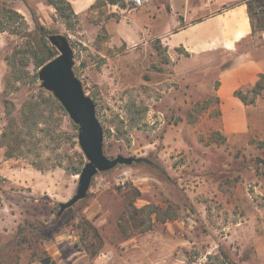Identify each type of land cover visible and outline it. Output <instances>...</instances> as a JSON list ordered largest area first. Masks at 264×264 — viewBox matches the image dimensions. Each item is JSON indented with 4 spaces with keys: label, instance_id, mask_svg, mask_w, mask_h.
Returning a JSON list of instances; mask_svg holds the SVG:
<instances>
[{
    "label": "rangeland",
    "instance_id": "obj_1",
    "mask_svg": "<svg viewBox=\"0 0 264 264\" xmlns=\"http://www.w3.org/2000/svg\"><path fill=\"white\" fill-rule=\"evenodd\" d=\"M144 3L100 0L65 20L47 0H0V61L28 51L16 68L6 65L0 91V247L15 244L2 264H222L221 249L235 264H264V91L254 97V85L242 86L254 104L235 95L222 102V71L234 54L192 63L155 37L127 43L120 23ZM8 10L23 19L9 21ZM260 12L253 18L263 30L241 50L264 42ZM35 23L69 40L105 155L141 159L98 173L87 197L61 215L87 159L78 126L43 103L54 96L33 62ZM29 101L35 106L24 110Z\"/></svg>",
    "mask_w": 264,
    "mask_h": 264
},
{
    "label": "crops",
    "instance_id": "obj_2",
    "mask_svg": "<svg viewBox=\"0 0 264 264\" xmlns=\"http://www.w3.org/2000/svg\"><path fill=\"white\" fill-rule=\"evenodd\" d=\"M67 1L77 15H83L99 0ZM145 1L141 9L129 14L127 25L130 28L121 21L119 31L123 32V39L131 44L141 36L155 37L173 57L178 55L177 59L181 57L192 63L215 62V57L221 54H234L232 64L222 71L219 89L222 102L229 100L242 86H255L260 75L264 74V42L241 50L254 38L257 30H263L261 18L260 21L251 19V12L261 14L263 7L257 9L252 5L251 11L245 0ZM139 13L143 14L142 20L133 17ZM3 45L0 40V50ZM6 65L0 61V91ZM76 262L74 260L73 264Z\"/></svg>",
    "mask_w": 264,
    "mask_h": 264
},
{
    "label": "water",
    "instance_id": "obj_3",
    "mask_svg": "<svg viewBox=\"0 0 264 264\" xmlns=\"http://www.w3.org/2000/svg\"><path fill=\"white\" fill-rule=\"evenodd\" d=\"M50 44L59 55L45 64L39 71L41 86L52 93L71 120L78 126V144L87 162L80 173L76 194L60 204L59 215L87 197L93 178L118 165H131L141 159L117 156L108 158L104 153V130L97 117L96 104L85 93L82 82L74 72V52L69 40L62 35L49 37ZM51 264V258L41 261Z\"/></svg>",
    "mask_w": 264,
    "mask_h": 264
},
{
    "label": "trees",
    "instance_id": "obj_4",
    "mask_svg": "<svg viewBox=\"0 0 264 264\" xmlns=\"http://www.w3.org/2000/svg\"><path fill=\"white\" fill-rule=\"evenodd\" d=\"M47 1L51 6H53L56 9L58 15L61 18L65 19V20H69L70 18H77L78 17V15L73 10L72 5L67 0H47ZM103 1L106 2L107 4L119 5L121 7H125V4H124L125 0H103ZM245 1L248 2L249 8L252 11V3L250 2L251 0H245ZM258 2H260V6L264 8V0H258ZM6 17L11 22H15L18 19H23V16L15 10H8L6 12ZM252 18H253V14L251 12V19ZM5 31H7V28L5 26H2V24H1L0 25V33H3ZM35 32L39 36V40H40L39 41V48L31 47L30 50L32 53V58H33V62L35 64V68L37 70H39L45 64H47L49 61L56 58L59 55V53L56 50V48L53 47L52 45H50V43L47 40V39H49V37L52 34L48 29L41 26L39 23H35ZM21 54H28V51H21V50L16 51L15 50L11 57H8L5 59V61L7 62V65L11 69L16 68L17 65L20 64L21 60L17 59V56H19ZM17 79L20 80V77H17ZM263 91H264V74H261L259 81L252 88L251 92L253 93L254 97H256V96L260 95ZM234 95L237 98H239L245 105H251V104L255 103L254 99L248 101L247 96L245 94H243L242 91H240V90L235 91ZM42 99H43V103L53 105L57 111H61V112L66 113V111L64 110L62 105L56 99H54L52 97H50V98H44L43 97ZM35 103L36 102H33V101L27 102L25 104L24 110H28V108L35 106L34 105ZM6 113H7V115H10L11 114L10 109H6ZM4 136H5V134H3V137ZM8 156L10 157L11 155L9 154ZM83 162H84L83 156L80 155V167H82ZM80 169L81 168L73 170L74 171L73 174H79ZM14 248H15L14 243L6 244V245L3 244L0 247V253L5 252L4 255L2 256L1 260H0V264H2L4 261L7 260V258L9 257L10 251L11 250L13 251ZM217 258H218V260L222 259V264H235L234 261H232V259L229 257V255L223 249L220 250V254L217 256Z\"/></svg>",
    "mask_w": 264,
    "mask_h": 264
},
{
    "label": "built area",
    "instance_id": "obj_5",
    "mask_svg": "<svg viewBox=\"0 0 264 264\" xmlns=\"http://www.w3.org/2000/svg\"><path fill=\"white\" fill-rule=\"evenodd\" d=\"M145 0H125V8H138L143 5Z\"/></svg>",
    "mask_w": 264,
    "mask_h": 264
}]
</instances>
